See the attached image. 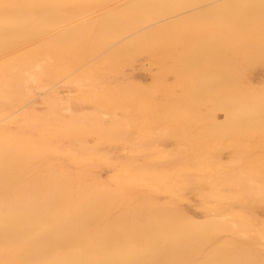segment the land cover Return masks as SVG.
Here are the masks:
<instances>
[{"label":"bare ground","instance_id":"1","mask_svg":"<svg viewBox=\"0 0 264 264\" xmlns=\"http://www.w3.org/2000/svg\"><path fill=\"white\" fill-rule=\"evenodd\" d=\"M73 3H79L81 12L68 15L62 10L64 6ZM263 8L264 0H0V54L24 55L38 52L42 47H51L55 54L65 56L75 50L86 49L87 56L89 52L95 53L97 50L101 54L113 51L120 58H125L119 59L122 65L127 58L133 63L136 57L143 54L152 57L154 63L162 64V52L167 41H172L173 33H176V40L181 39L177 38L175 32L179 25L186 26L190 22L195 24L201 19L211 20L215 26L224 28L230 34L231 21L237 11L256 15ZM104 32L109 38L105 34V39H102ZM97 34L101 35V39L94 38L99 37ZM210 37L214 42H219L218 38H221L219 36L214 40L215 36ZM106 39L108 40L105 41ZM222 40L221 38L220 41ZM96 45L99 47L95 48ZM211 47L209 46L210 51ZM204 49L203 52L210 55ZM92 53L89 57L91 61L85 56L87 59L83 61H88L84 62L85 65L91 64L93 57L101 55L91 58ZM22 55L18 58L7 57L9 59L0 66V251L8 248L10 243L18 247V251L21 250L20 246H27V249L26 253L20 254L24 258L18 260L19 263L18 257L11 255L10 258H1L0 264H264V220L260 216L262 211H259L264 210L263 159V166L244 168L241 157H236L231 163L227 162L228 165L220 164L218 155L212 160L204 158L205 164L196 169L198 173H207V180L197 181L192 179L190 169L186 167L188 163H183L185 167L169 169L166 164L170 151L157 147L160 143L157 142V149L165 150L155 152L156 147L152 148L155 140L147 145L149 148L153 145L150 149L146 146L147 149L140 150L136 146L135 150L136 153L150 154L153 149V162H138L140 165L133 172L135 164H138L133 149L130 158L121 167V172L125 175L117 174L113 178L118 185L116 189L103 182L101 177H96L93 170L96 172L97 168L93 166L92 172L87 173L90 175V182H93L91 190L85 183L86 175H73L67 170L61 172L58 169L59 163L56 164L59 161L57 156L67 154L73 160H80L91 155L89 150L86 154L77 155L69 150L55 149L51 152L46 149L48 151L45 150L40 155L35 148L37 142L32 141L25 130L35 125L31 113H36L35 109L39 106L45 109L40 108L45 112L46 121L65 123L63 125L66 127L90 120L91 116L95 117L94 112L90 113L91 116L79 115L80 112L76 113L71 105L78 93L88 90V86L91 88V84L87 83L89 80L86 78L85 81L84 77H71L70 81H65V78L60 80L61 77L58 80L45 79L47 66L54 59H49L48 55L45 60H50L49 62L39 63L26 61ZM104 56L106 55L102 57ZM109 56H106L107 59L113 61L112 55ZM130 62L125 63L132 65ZM222 68L226 69L221 67V70H224ZM69 71L71 73L66 72V75L68 73L73 76L74 71ZM220 73L226 74L220 71L218 75H222ZM103 87V93L102 90L99 92L102 97L108 91L106 89H109ZM249 87L252 88L253 85ZM144 89L145 87L142 90ZM239 92L237 95L243 98V93ZM250 93L253 99L249 97L247 101L233 103L235 100H230L233 96L228 100L226 97L223 101H232L224 107L230 106L228 116L234 123L251 124L264 115L263 101L254 98L253 92ZM91 95H95L93 98L97 97L94 93L88 94L87 98ZM95 98H85L82 105L87 106V102L90 104ZM238 99L236 97V101ZM221 105L220 107L223 106ZM80 109L82 111V107ZM138 124L139 122L137 126ZM255 129L257 127L252 130ZM111 154L100 156L105 163L112 164L115 161ZM235 154L240 155V152ZM39 163L44 164L46 171L49 169L50 178L46 177L49 180L44 175L45 180L25 181L24 170ZM203 183L210 186L209 194L217 205L211 206L205 220H198L187 213L183 203L185 192L190 188L198 187V193L202 194ZM117 192H122L130 200L125 199L127 202L133 201L136 204H132L119 220L114 218L111 222H106L104 220L114 208ZM160 194L170 196L172 201L161 202ZM225 201L234 202L240 208L223 211L220 204ZM100 224L104 225V229H93Z\"/></svg>","mask_w":264,"mask_h":264},{"label":"rangeland","instance_id":"2","mask_svg":"<svg viewBox=\"0 0 264 264\" xmlns=\"http://www.w3.org/2000/svg\"><path fill=\"white\" fill-rule=\"evenodd\" d=\"M62 10L68 15L81 12L79 3L64 6ZM36 11L39 10L36 9ZM258 15L259 17H257ZM202 20L203 19L195 24L190 22L186 26L179 25V29L178 27L175 28L177 38L180 37L181 39L178 38L179 40H176L174 37L176 36V33H173L171 36L172 41H167V45L162 52V64L154 63L151 59L152 57L143 54L133 60L134 64L132 61L130 62L129 58H127V61L125 62H130L133 66L125 62L122 65L121 60L125 58H120L113 51L101 54V51L99 50V52H97V50L95 51V53L97 52L96 54L89 52V55L87 56L85 53H87L88 50L86 49H82L84 52L82 50H80L81 52L77 50L71 52V57L69 54L65 56L57 55L51 47H46L47 49L42 47L43 49L40 48V51H38L39 53L36 51L33 53H25L24 55L0 54V66L5 60L9 59L7 57L18 58V56L22 55L23 59L26 61L30 60L44 63L50 61L45 60L49 55V59L51 57L54 61H52L51 65L47 66L46 70L49 72L45 71V74H47L46 76L44 74L45 79L54 78L55 80H58L59 77H61L60 80L65 78V81L68 79V81H70L72 79L71 77H81L80 79H83L84 77L85 81L89 80L87 83H89V85L91 84L92 89L87 85L88 90L78 93L71 102L74 111H76V113L80 112L78 113L79 115L85 116L86 114H89V116H91L90 113H96L95 117L91 116V118H89L90 120H84L81 121L82 123L75 124V126L66 127L63 125L65 123L59 124L49 120L46 121L45 109L43 106H39L38 109H35L37 111L36 113H31L33 115L32 121L35 125H33L34 127L32 126V128L29 127L30 129L28 128L25 130H27L28 137H30L32 141L37 142L35 148L38 150L39 154L42 155V152L46 149L51 150V152L55 149L62 151L69 150L77 155L86 154L89 150L88 153L91 155L80 160H73L71 156L62 154L61 156H57V158L59 157L58 162L56 161V158H54V161L57 162H55L56 164L59 163V168H57L61 172L67 170L73 175H86L85 183L91 190L93 189V182H90L91 179L88 177L90 175L87 173L93 170L94 167L97 169L96 172L95 169L93 170V174L96 175V177H101L100 179L103 182L111 184L112 187L116 189L118 185L113 178H115L117 174L122 176L123 173L121 172V167L127 162L130 155L134 152L135 154L133 153V155L136 156L137 163L139 162L140 164H145L148 160H150L149 162H153L154 153L161 149H157V147L165 148L166 150L161 149L163 152L164 150L167 152L170 151L171 154L165 152L169 156L166 164L169 169L172 168V170H174L179 167H185V164L188 163L186 164V167L190 169L192 179L197 181L203 180L206 182L208 174L202 172V174L204 173V175H202L201 171L198 173L199 171H197L196 168L204 165L207 158L212 160V158L215 159L217 155L220 157V164L226 165L227 162H233L236 157H241L244 161V168H250L251 166L257 168L258 166H261L264 163V115L259 119L253 120V123H251L252 125H239L237 122L234 123L231 120V117L228 116L230 109V106L228 105H230L229 103H232V101H229L228 103L226 102L228 104L227 107H224L226 103L223 101L226 100V97H228L227 100L232 98L230 96H233L230 100H235L233 103L247 101V98L252 96V93L250 92H253L254 98H259L264 103V8L261 9L259 13H256V15H247L242 11H237L231 21L230 31L231 33L233 32V34L230 33L231 36L225 32L224 28L215 26L211 20ZM223 32H225V34ZM105 34L106 38H109L107 37V33L104 32V36L100 35L102 39L105 37ZM209 36H212V38L215 36L214 40L220 36L223 40L220 41L221 38H218L219 42H217V40L214 42ZM99 37L94 38L101 39V37ZM107 40L108 39L105 41ZM213 42L214 44H212ZM215 43H221L222 46L221 44L216 45ZM213 45H216L217 47H213ZM209 46H212V51H210ZM96 47L99 46L96 45L95 48ZM203 49L205 52L210 53V55L204 53ZM214 51H216V53ZM201 52L207 56H203ZM90 53H92L91 58L92 56H99L100 54L101 58H99L100 56L98 58L95 56L96 58L93 57L94 59L91 64L85 65L84 62L86 63L87 60H83L87 58L89 59ZM220 53L222 55H220ZM72 54L74 56H72ZM103 55H112L111 58L114 60H111V62L106 56L102 57ZM195 57H197V59ZM88 61H91V59ZM119 61L121 64L118 66L117 64ZM68 66H71L69 69L72 70V72L74 71L72 73V75L74 74L73 76H70L71 74L68 73L66 75V72L71 73L67 68ZM117 66L119 68H117ZM120 66H122V68ZM221 67H225L226 69L222 68L224 70H221ZM218 69L221 72H226V74L220 73L223 76L218 75V72H220ZM55 77H57V79ZM234 78L236 80H234ZM218 79L222 80V82ZM238 80L240 82H238ZM223 81H226V83ZM131 82L135 84H132ZM209 83H211V86H208ZM251 84L253 85L252 88L249 87ZM137 85L140 86V89ZM143 85L145 87L144 90H142L144 88ZM103 86L109 87L110 91L107 88L106 90L108 91L106 94L104 93L102 97L99 92L102 90L103 93L104 90L101 89L104 88ZM212 86L213 90H211ZM134 87L136 89H134ZM242 87L243 89H239ZM250 88L253 90H250ZM238 92L243 95V98H240L241 96L239 94L237 95ZM94 93L97 95L96 98L94 97L95 102L92 100V102H94L92 103L91 100H89V102H91L90 104L87 102V106L82 105V100L85 98L94 99L93 96L95 95H91L87 98L88 94ZM235 96L239 98L237 101ZM252 97H250V99ZM220 105L222 107H220ZM79 107H82V111ZM97 116H99V118ZM138 122L139 126H137ZM256 127L257 130H252ZM156 129L157 131H155ZM157 142L160 143L157 144ZM152 143L155 144V146H151L153 149L159 145L154 149L155 152H153V149H151L152 153L150 152V154H146L145 152H135L138 146L140 147L141 145L138 149L144 150ZM161 144L163 146H161ZM46 145H48V147H46ZM24 148L27 147L25 146ZM237 152H240V155L235 154ZM106 153H112L111 155H113V157L111 156V158L114 159L116 164L105 163L106 161L103 160L100 155ZM208 156H210V158ZM54 157L56 156L54 155ZM196 157L198 158L196 159ZM221 159L223 161L222 163ZM116 160H120V162H116ZM184 162L185 164H183ZM139 163L135 164V167L132 169L133 172L137 171L140 165ZM43 165L44 164L39 163L37 165L35 164L33 168L25 169L24 178L27 179L25 181L33 180L34 182H38L43 179L44 175L45 179L49 180L46 178L47 176L50 178L49 169L46 171ZM63 166L65 167L63 168ZM193 169H195V171ZM123 175H125V173ZM43 180L39 183H42ZM202 187V194L198 193V187L188 189L185 192V201L183 203V207L187 213L194 219L198 220H205L210 212L211 206L217 205L209 194L211 189L210 186L203 183ZM229 189L230 188H224L223 190ZM116 194L117 198L115 200L114 208L112 207L109 215L104 220H107L106 222H111L114 218L119 220V217L122 214H125L132 204H136L133 201L130 203L127 202L129 199L125 198V195L122 192H117ZM160 197V200L163 203H169L172 201L170 196H165L163 194ZM131 199H133V197ZM225 202L220 204V206L223 207V211H227L229 208H240V205L238 206V204L234 202ZM259 211L264 213V210L259 209ZM261 213L260 216L262 215V219L264 220V214ZM93 229L102 230L104 229V225L100 224ZM11 245L13 244L10 243L7 246V250L4 249L5 246H3L2 249H4V251H0V259L10 258L11 255L18 257L17 261L24 258V255L20 254L26 253L25 250L27 249V246L24 248L23 246H20L21 248H19L21 250L18 251L16 250L18 247ZM12 247H14L15 250L14 248L12 249Z\"/></svg>","mask_w":264,"mask_h":264},{"label":"snow or ice","instance_id":"3","mask_svg":"<svg viewBox=\"0 0 264 264\" xmlns=\"http://www.w3.org/2000/svg\"><path fill=\"white\" fill-rule=\"evenodd\" d=\"M5 7H7V5Z\"/></svg>","mask_w":264,"mask_h":264}]
</instances>
